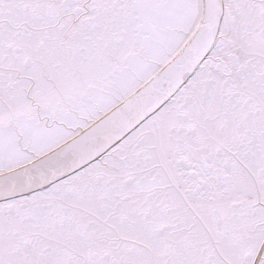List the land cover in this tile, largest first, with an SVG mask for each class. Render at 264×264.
<instances>
[{
    "label": "snow or ice",
    "instance_id": "1",
    "mask_svg": "<svg viewBox=\"0 0 264 264\" xmlns=\"http://www.w3.org/2000/svg\"><path fill=\"white\" fill-rule=\"evenodd\" d=\"M0 264H264V0H0Z\"/></svg>",
    "mask_w": 264,
    "mask_h": 264
}]
</instances>
